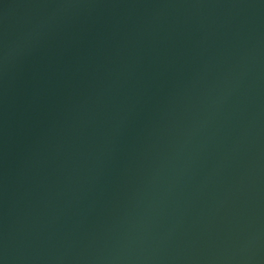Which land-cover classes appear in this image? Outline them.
Returning a JSON list of instances; mask_svg holds the SVG:
<instances>
[{"label": "water", "instance_id": "obj_1", "mask_svg": "<svg viewBox=\"0 0 264 264\" xmlns=\"http://www.w3.org/2000/svg\"><path fill=\"white\" fill-rule=\"evenodd\" d=\"M0 264H264V0H0Z\"/></svg>", "mask_w": 264, "mask_h": 264}]
</instances>
